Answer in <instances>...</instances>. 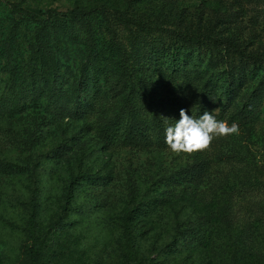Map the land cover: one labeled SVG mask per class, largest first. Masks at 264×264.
I'll return each instance as SVG.
<instances>
[{
    "label": "rangeland",
    "instance_id": "rangeland-1",
    "mask_svg": "<svg viewBox=\"0 0 264 264\" xmlns=\"http://www.w3.org/2000/svg\"><path fill=\"white\" fill-rule=\"evenodd\" d=\"M262 82L264 0H0V264H31L34 241L38 264H127L126 244L143 264H264V97L236 114ZM207 85L239 134L176 155L165 130Z\"/></svg>",
    "mask_w": 264,
    "mask_h": 264
},
{
    "label": "trees",
    "instance_id": "trees-1",
    "mask_svg": "<svg viewBox=\"0 0 264 264\" xmlns=\"http://www.w3.org/2000/svg\"><path fill=\"white\" fill-rule=\"evenodd\" d=\"M12 10L15 13H20L26 16H32V17H37L33 11H29L22 6L18 4H12ZM56 11H49L48 14L52 15ZM70 13H74L77 16L80 14L77 12V10H71ZM120 19L124 20L127 23H132L135 24L137 27H139L141 30L144 32H150L153 31V27L151 25H145L142 22L136 21L128 16L125 15H120ZM159 29L162 30L164 33H167L168 35L172 36V39L175 40V42H181L188 44L189 46H195L198 45L200 48H207L211 49L212 54H218L219 51L221 50H226V55L228 61H242V64H249L250 61L255 60L253 56H251L250 53L244 51L240 45L233 40L230 37L227 36H216L212 35L210 33H205V34H197V35H190L186 34L183 32H178L176 30L170 29L168 27H163L159 26ZM168 52L173 54H176L177 49H173V47L168 48ZM240 70V69H239ZM229 85L232 87L233 85V78L228 79ZM264 85V82H262ZM208 86H206V89L203 92V97L200 101L199 108L200 112L196 115V118H199L200 115H202L204 112H210L212 115L215 116L213 113V108H214V103H215V93L211 89H208ZM256 92V91H255ZM253 93L251 96L247 98L245 101L244 105L241 107V109L236 113L239 115V118L242 119H251L252 117L257 118V114L260 110V105H261V99L264 97L262 94V91L260 88L257 90V93ZM227 94L230 96V87L229 90H227ZM119 126L117 124L109 125V130L112 132L116 131ZM128 133V136L134 137V132L132 130H126ZM133 132V134L131 133ZM138 135H144V132L142 129H139V132L136 133ZM54 230V229H52ZM52 231H47V234H51ZM44 243L38 244L35 241L29 245L28 251L29 255L31 257V264H38L37 263V256L38 252L45 250ZM125 249H127L126 253V263L127 264H143L142 261H136L135 257L131 255L128 251V244L125 245Z\"/></svg>",
    "mask_w": 264,
    "mask_h": 264
},
{
    "label": "clouds",
    "instance_id": "clouds-1",
    "mask_svg": "<svg viewBox=\"0 0 264 264\" xmlns=\"http://www.w3.org/2000/svg\"><path fill=\"white\" fill-rule=\"evenodd\" d=\"M239 126L226 121H219L210 112H204L199 118L189 115L187 110H180V119L174 126L165 130V142L176 155L194 154L209 150L218 137L238 135Z\"/></svg>",
    "mask_w": 264,
    "mask_h": 264
}]
</instances>
